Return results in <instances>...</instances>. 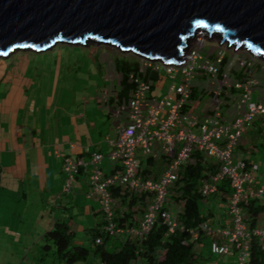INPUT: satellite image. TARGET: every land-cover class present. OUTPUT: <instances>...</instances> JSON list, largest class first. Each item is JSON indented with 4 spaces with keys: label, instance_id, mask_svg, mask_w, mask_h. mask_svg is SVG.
Listing matches in <instances>:
<instances>
[{
    "label": "crops",
    "instance_id": "1",
    "mask_svg": "<svg viewBox=\"0 0 264 264\" xmlns=\"http://www.w3.org/2000/svg\"><path fill=\"white\" fill-rule=\"evenodd\" d=\"M213 48L206 47L202 54L214 59L217 52ZM8 56L0 57V68L7 65L3 59ZM224 56L229 61L233 55L227 56V53H224ZM114 57L117 56L112 57V62ZM19 62L24 64L21 73H11L7 76L8 69L4 76L0 73V83L4 81L7 84V88L0 91V191L8 193V200L14 201L15 204L20 203L17 208L19 221L13 225L9 213V223L5 230L14 233L13 235L23 236V249L29 247L28 243H35L37 254L33 255V262L41 264L44 263L41 258L42 244L40 245L38 240L34 241L36 237L30 238L31 235L39 230L37 238L39 237L41 243L44 232L52 227L54 221H64L75 231L77 241L82 243L87 239L86 230L100 222L103 215L98 199L88 195L90 185L85 170L81 169L75 176L69 193L63 191L62 158L55 154V150L64 155L82 158L89 157L92 151L101 152L104 176L118 170L120 167L117 163L107 156L110 149L108 140L116 138L118 126L126 121V111L116 113L115 109L127 102L131 90L119 95L120 74L116 69V75L103 73V61L95 62L101 79H96L100 84L97 83L94 90L84 86L72 90L77 79H81L75 74L55 73L52 76V73H25L27 59ZM226 63L219 67L217 75H209L200 69L195 70L190 94L184 104L185 110L200 117L204 116L212 108L218 91L217 96L222 99L220 106L223 118H232L234 105L243 90L220 83L221 73L228 71ZM253 67L259 79L252 87L250 99L264 103L263 64L255 60ZM158 73L166 72L160 68ZM227 73H230L228 79L234 80L241 78L244 71L234 64ZM159 76L162 80L165 79L162 74ZM161 79L152 83L153 88L148 92L150 99L163 95L159 92L162 87V83H159ZM171 96L175 97V94ZM162 146V142L157 141L148 160V156L139 154L140 168L146 167L143 173L145 178H157L165 168L167 157ZM262 153L264 115L257 116L242 133L233 156L243 158L247 162H258L262 167ZM227 202L228 200L219 195L214 196L213 200H207V206L213 208V211L215 209L214 215L221 226L231 225L230 218L224 216L225 209H222V205ZM219 206L221 208H218ZM170 209L177 212L178 206L172 205ZM218 210L221 213H217ZM40 222L42 227L34 228ZM21 225L23 228L19 231ZM25 235L28 238H25Z\"/></svg>",
    "mask_w": 264,
    "mask_h": 264
},
{
    "label": "built area",
    "instance_id": "2",
    "mask_svg": "<svg viewBox=\"0 0 264 264\" xmlns=\"http://www.w3.org/2000/svg\"><path fill=\"white\" fill-rule=\"evenodd\" d=\"M205 34L199 30L192 44L188 45L186 42L182 54L184 60L179 63L165 64L161 60L140 56L144 59L140 71L146 66H152L155 70L162 68L167 75L177 80L169 84L166 93L161 97L150 99L148 92L151 82L130 74L134 83L131 95L126 103L115 109L116 113L126 111L127 118L118 126L116 138L108 140L110 149L107 156L117 163L120 167L118 170L104 176L101 152L92 151L87 158L64 155L59 150H55V154L62 158V189L65 193L72 190L74 178L79 171L85 170L90 185L88 195L98 199L104 215L103 229L109 234L138 236L147 235L158 217L168 226L169 231H173L177 226L175 212L163 208L169 187L177 179L182 164L191 159L193 151L212 158L217 162V171L203 179L200 190L203 195L208 196L217 190L220 180H228L233 189L228 204L231 225L217 226L208 220H202L196 229L191 228L189 231L194 237L199 232H204L210 238V252L213 254H233L231 245L234 244L237 248L234 253L237 261L241 263L248 255L250 235L257 234L264 239V225H258L250 232L242 220L237 204L240 198L245 200L264 197V165L261 167L257 162H247L233 156L242 133L257 116L264 115V103L250 99L252 87L258 82L253 67L257 56L254 53L249 56L235 55L226 63L228 71L234 64L244 71L241 78L233 80V86L241 88L243 92L236 100L232 118H223L220 106L222 99L217 96L218 91L210 111L200 117L184 109L194 72L200 69L209 75H217L224 56L221 49L214 59L202 54ZM218 46L223 47V44L218 43ZM224 47L226 48L225 45ZM228 71L221 73L220 83L228 80ZM171 93L175 97L171 96L170 100ZM157 141L162 142V150L167 157L166 166L157 178H141L139 154L149 156ZM110 185H120L128 190L150 194L143 219L138 225L115 226ZM212 264L218 262L214 261Z\"/></svg>",
    "mask_w": 264,
    "mask_h": 264
},
{
    "label": "water",
    "instance_id": "3",
    "mask_svg": "<svg viewBox=\"0 0 264 264\" xmlns=\"http://www.w3.org/2000/svg\"><path fill=\"white\" fill-rule=\"evenodd\" d=\"M205 28L264 56V0H0V57L87 39L165 63Z\"/></svg>",
    "mask_w": 264,
    "mask_h": 264
},
{
    "label": "trees",
    "instance_id": "4",
    "mask_svg": "<svg viewBox=\"0 0 264 264\" xmlns=\"http://www.w3.org/2000/svg\"><path fill=\"white\" fill-rule=\"evenodd\" d=\"M226 61V57L223 56L220 66ZM113 63L120 74L119 95L133 89L134 83L130 79V74L149 80L151 82L149 92L153 88L152 83L161 79L159 70L153 69L152 66H146L140 71V61L135 56L114 57ZM150 157L148 156L147 160ZM145 170L146 167L141 169V175ZM216 171L217 162L196 150L192 152L191 159L182 164L177 179L168 189L163 205L165 209H170L172 205L178 206V211L175 212L177 226L173 231H169L168 226L158 217L147 235L109 234L103 229L105 219L102 215L100 222L86 230V238L92 242L91 246L86 247L83 242L77 241L75 231L67 222L54 221L52 227L43 234L45 242L42 243L41 258L44 259L50 252L53 254V260L73 264L85 260L93 253L99 257L101 264H205L203 260L209 257L211 252L208 250V254L204 253L206 244L204 238L209 237L204 232H199L194 237L189 230L196 229L202 220H208L218 226L213 208L207 206L209 196H223L229 204L233 189L225 178L217 183V190L212 192V195L209 194L207 197L201 193L203 179H207ZM109 190L113 200L115 226L138 225L143 219L150 194L128 190L120 185H110ZM237 204L242 220L250 232L254 227L264 225V197H251L245 200L240 198ZM231 247L234 255L237 248L234 244ZM235 264H264V239L257 234H251L247 258L241 263L236 261Z\"/></svg>",
    "mask_w": 264,
    "mask_h": 264
},
{
    "label": "rangeland",
    "instance_id": "5",
    "mask_svg": "<svg viewBox=\"0 0 264 264\" xmlns=\"http://www.w3.org/2000/svg\"><path fill=\"white\" fill-rule=\"evenodd\" d=\"M193 38L194 37L187 40L188 45L192 44ZM218 40H219L218 34L212 35V37L208 38L207 40L205 39L206 43L203 48V52L206 47L212 46L214 47L213 49H215L216 52H218V50L221 49L223 53H227V56L253 55L252 52L250 53V51L248 50L240 49V47L236 49L232 47L225 48L224 47L225 44H223V47H219V46L217 47ZM131 55L138 58V60L140 61V65L143 64L144 59L134 54L133 52L122 51L115 46H111L107 44H101V43L97 44L92 39L89 40L87 39L84 43H80V44L57 42L52 47L39 52H34L28 49H19L11 52L7 58L3 59V62L6 63L7 65L6 66L2 65V67L0 68V73H2V75L4 76L7 73V69L9 70L7 76L11 73H21L24 64H22V62L19 61L23 59H27L28 61L27 67L24 68L25 73H52V76H54L55 73H59L60 75H63V73L72 74V75L75 74L77 78L79 76L83 80L78 78L77 82L73 85L72 90L82 88L83 86L86 89L91 88L94 90L96 84L97 83L100 84L99 82H97L96 79L99 80L101 79L98 75V70L96 66L97 64L95 63L97 60L103 61L101 63L103 73H110L111 75H116V71L112 62V57L113 56L132 57ZM255 59L261 64H263V69H264V56H258L255 57ZM159 74L165 75V79L164 80L161 79V81H159V83H162V87L159 91L160 95H162L166 93L169 84L172 81H176L177 78L174 79L169 75H167V73H159ZM257 78L259 79L258 76ZM224 83L233 85V80L228 79ZM6 88H7V84L4 81H2V83H0V91L5 90ZM172 94L173 93L169 95L170 100ZM261 158L262 160H264V153H262ZM258 164L260 165V163ZM7 195L8 193L0 191V264H36L33 262L34 260L33 255L37 254L35 248L36 244L33 243L32 245L31 243H28L29 247L27 249H23L22 248L23 236L13 235L14 233H10L5 230L6 227H8V223H9V220H7L8 214L10 213L11 220L13 221V225H16V223L19 221V215H20L17 210V208L20 206V203L15 204L14 201L8 200L6 198ZM208 199L213 200L214 197L209 196ZM218 208H221V206H219ZM222 209H225L223 210L224 216L226 218H230L228 202L225 203L224 206L222 205ZM22 210H26V208L25 209L22 208ZM214 213H215V209H214ZM217 213H221L220 210H218ZM40 226H41V222L37 223L34 226V228H39ZM22 228L23 225L19 227V231ZM38 232L39 230L37 231V233ZM37 233L31 235L30 238L36 237L34 241L38 240L37 242L41 245L45 241L40 243L39 237L37 238ZM25 238H28V236L25 235ZM204 240L206 241V244L204 245L203 251L205 254H208V250L210 251L209 238H204ZM83 245L89 247L92 245V242L88 239H85ZM52 256L53 254L49 252L48 255H46L45 258L43 259L44 263L41 264H52V263L66 264L58 260H53ZM203 261L205 262V264H212L214 261H217L218 264H235L237 261V255L236 254L219 255V254L211 253L209 257L207 256ZM74 264H101V261L97 255L90 253L85 260L77 261Z\"/></svg>",
    "mask_w": 264,
    "mask_h": 264
},
{
    "label": "bare ground",
    "instance_id": "6",
    "mask_svg": "<svg viewBox=\"0 0 264 264\" xmlns=\"http://www.w3.org/2000/svg\"><path fill=\"white\" fill-rule=\"evenodd\" d=\"M200 30H202V31H204L206 34H205V37H204V39H208V38H211L212 37V35H215V34H217V32H210V35H209V31L208 30H206L205 28H200ZM197 31H199V30H197ZM196 31V32H197ZM196 32H193L191 35H189L188 37H187V40H189L190 38H192V37H195V34H196ZM205 43H206V41H205ZM217 43H220V44H225V46L228 48V47H230V46H228L226 43H221L220 42V38H219V40H218V42ZM234 48V47H233ZM236 49V48H235ZM240 49H245V50H247L246 48H244V47H240ZM203 50V49H202ZM249 51V50H248ZM250 52H252V51H250ZM163 63H165V62H163ZM166 64V63H165Z\"/></svg>",
    "mask_w": 264,
    "mask_h": 264
}]
</instances>
